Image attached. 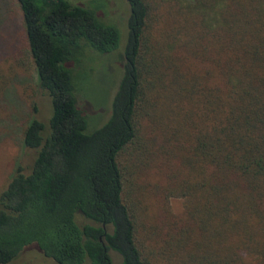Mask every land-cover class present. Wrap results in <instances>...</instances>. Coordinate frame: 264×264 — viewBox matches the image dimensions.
Masks as SVG:
<instances>
[{"label": "trees", "instance_id": "obj_1", "mask_svg": "<svg viewBox=\"0 0 264 264\" xmlns=\"http://www.w3.org/2000/svg\"><path fill=\"white\" fill-rule=\"evenodd\" d=\"M13 1L22 39L5 26L0 98L14 69L33 73L32 158L0 190V264L28 246L54 264H264V0H120V27L66 0ZM83 53L102 61L86 80L118 69L92 113Z\"/></svg>", "mask_w": 264, "mask_h": 264}, {"label": "rangeland", "instance_id": "obj_2", "mask_svg": "<svg viewBox=\"0 0 264 264\" xmlns=\"http://www.w3.org/2000/svg\"><path fill=\"white\" fill-rule=\"evenodd\" d=\"M70 4L88 6L94 11L99 17L106 19V22L114 21L118 27L121 26L122 15L124 11L123 5L120 0H66ZM0 63L8 60L9 56L12 57L13 47L11 41L6 39V29H9L18 35L19 41H21V30L19 28V13L18 7L13 0H0ZM120 36V34H119ZM5 52V53H4ZM4 54V55H3ZM10 54L9 56H7ZM7 56V57H6ZM112 59V58H111ZM105 62V68L109 72V76L104 75L103 71H96L93 75L92 80L84 79L85 74L91 72L92 69H100L102 61L90 53H83L80 57L79 66L75 70V84L79 91H81L82 99L79 103H82V107L87 111L90 109V113L94 112L92 109L95 106L91 105L87 100H90L88 96H93L94 101L103 104L107 100V89L114 85L116 80L115 63L112 60ZM101 61V62H100ZM4 65V64H3ZM104 68V69H105ZM114 70V71H113ZM14 77L8 85L6 92L0 98V190L6 184L7 179L12 174L16 165H22L23 169H26L32 158V151L24 150L21 146V129L22 121L27 118L29 111L27 104L20 96V87L29 84L35 85V78L33 73L27 75L23 69H14ZM5 74L7 72H4ZM90 75V73H89ZM113 75V76H112ZM112 76V77H111ZM95 84H93V83ZM98 86V87H93ZM96 98V100H95ZM34 101L36 104L35 117L46 123L49 113L48 98L35 91ZM96 104V102H95ZM94 114V113H93ZM98 116L91 117L89 121V129H92L99 123ZM88 126V125H87ZM168 208L173 215H179L182 210L181 200L178 198H170L167 201ZM80 221V220H79ZM11 264H54L48 258H45L41 253L34 247H25L19 256L13 260Z\"/></svg>", "mask_w": 264, "mask_h": 264}]
</instances>
